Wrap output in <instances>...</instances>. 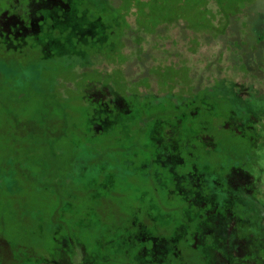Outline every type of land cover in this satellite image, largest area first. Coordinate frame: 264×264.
Returning <instances> with one entry per match:
<instances>
[{
    "label": "trees",
    "instance_id": "obj_1",
    "mask_svg": "<svg viewBox=\"0 0 264 264\" xmlns=\"http://www.w3.org/2000/svg\"><path fill=\"white\" fill-rule=\"evenodd\" d=\"M1 1L0 13L18 2ZM22 1L45 10L20 17L27 25L34 14L33 38L47 36L45 52L55 46L75 70L83 122L68 173L52 191L61 199L50 219V255L29 264H264V15L253 28L233 19L220 31L215 24L216 47L221 35L236 39L223 43L224 56L197 60L201 78L180 63L194 46L189 36L177 34L159 44V58L147 56L151 34L136 30V8L122 13V0H61L70 1L67 10ZM227 69L235 75L221 84ZM76 210L80 232L90 217L101 222L94 243L57 236ZM107 235L119 240L107 244Z\"/></svg>",
    "mask_w": 264,
    "mask_h": 264
},
{
    "label": "rangeland",
    "instance_id": "obj_2",
    "mask_svg": "<svg viewBox=\"0 0 264 264\" xmlns=\"http://www.w3.org/2000/svg\"><path fill=\"white\" fill-rule=\"evenodd\" d=\"M17 1L11 11L4 7L0 13V264H29L49 257L50 245L55 241L51 236L54 228L50 219L61 199L52 191L61 177L68 173L65 162L72 156L71 143L81 133L83 124L80 94L72 81L75 70L69 68V61L55 55V46L45 52L47 36L39 35L37 40L29 36L36 37L40 32L38 26L33 23L27 27L22 23L20 13L25 14L27 8L37 12L41 9L40 4L33 1L26 8L22 0ZM69 2L49 0L44 7L56 9L62 6L67 10ZM132 5L136 8L131 12L137 16L134 20L135 26H138L136 30L142 29L143 35L151 34L148 37L153 47L147 56L159 58V44L171 41L177 34L186 39L189 36L195 42L190 53L186 52L181 58L180 63L184 62L187 67L182 65L181 70L176 71L180 78L188 67L194 75L204 78L206 71L200 68L197 60L204 65L210 54V58L218 56L220 50L224 56L223 43L236 39L234 35H221L218 41L222 46L216 47L212 41L214 30L220 31L232 19L233 26L244 21L253 28L257 22L260 23L258 16L264 15V0H122L118 8L124 13ZM40 11L45 13L43 9ZM32 18L38 20L34 14ZM214 18L219 20L213 21ZM215 24L216 29L213 28ZM261 25L264 27L263 21ZM133 36L124 37L125 40L118 36L122 40L117 42L124 46L132 41ZM63 37H59L61 44H57L67 48ZM66 38L70 40L71 37L66 35ZM112 59L124 61L119 56L108 60ZM147 62L145 59L144 66ZM132 68L138 70L134 65ZM127 72L132 74L130 68ZM90 74L89 78H100ZM115 75L122 76L117 71ZM234 75L227 69L221 72L219 82L222 84ZM62 135L66 136L63 140L60 139ZM69 191L72 195L77 194L76 191ZM72 195L64 197L68 199ZM115 202L116 206L120 203ZM70 203L75 205V196ZM109 207L112 208L111 205ZM72 218L59 229L58 237L67 233L76 238L87 235L91 242L99 238L97 231L100 230L97 228L101 222L97 218H88V225L81 232L74 227L77 218H81L80 213L76 219ZM102 222L105 225V221ZM106 229H110L109 224ZM105 237L107 244L116 240L113 235ZM196 263L199 264L198 261Z\"/></svg>",
    "mask_w": 264,
    "mask_h": 264
},
{
    "label": "flooded vegetation",
    "instance_id": "obj_3",
    "mask_svg": "<svg viewBox=\"0 0 264 264\" xmlns=\"http://www.w3.org/2000/svg\"><path fill=\"white\" fill-rule=\"evenodd\" d=\"M30 10H31V9L27 8L26 13L28 14V12H29ZM66 12H67V11L64 10L62 14H56V13H55L54 16H55V17H58V19H59V18L61 17V15H64ZM28 15H29V14H28ZM62 21H63V20H62ZM62 21H61V22H62ZM37 22H38V20H37V21H34V19L32 18V19H31V23H30V24L27 23V25H26V24H25V25H26L27 27H30V26L33 25V23H34L36 26H38V23H37ZM63 22H64V21H63ZM38 27H39V26H38ZM29 36L33 38V36H31V35H29ZM25 38H26V37H25Z\"/></svg>",
    "mask_w": 264,
    "mask_h": 264
}]
</instances>
